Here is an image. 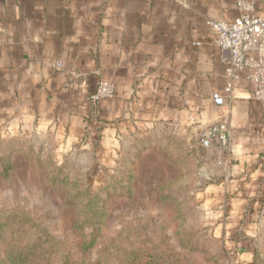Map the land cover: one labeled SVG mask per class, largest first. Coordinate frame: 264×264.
Returning <instances> with one entry per match:
<instances>
[{"label":"crops","instance_id":"0c3cea01","mask_svg":"<svg viewBox=\"0 0 264 264\" xmlns=\"http://www.w3.org/2000/svg\"><path fill=\"white\" fill-rule=\"evenodd\" d=\"M238 1L0 0V138L109 123L197 137L226 119V153L209 150L221 185L255 186L264 198V105L245 78L230 107L212 100L225 93L229 54L206 23L236 21ZM250 1L264 18V0ZM102 80L117 95L94 104ZM230 192L242 201L243 190Z\"/></svg>","mask_w":264,"mask_h":264},{"label":"rangeland","instance_id":"374dc122","mask_svg":"<svg viewBox=\"0 0 264 264\" xmlns=\"http://www.w3.org/2000/svg\"><path fill=\"white\" fill-rule=\"evenodd\" d=\"M110 125L0 138V264H264V198L200 134Z\"/></svg>","mask_w":264,"mask_h":264},{"label":"built area","instance_id":"2783aa9c","mask_svg":"<svg viewBox=\"0 0 264 264\" xmlns=\"http://www.w3.org/2000/svg\"><path fill=\"white\" fill-rule=\"evenodd\" d=\"M184 3L187 0H176ZM254 3L239 0L237 9L239 18L234 22L209 20L206 25L216 37V45L222 52L228 53L225 61V93H213L216 106L230 107L234 100L236 84L245 78L253 87L252 98L264 105V18L256 14ZM200 45V44H197ZM62 68L60 62L55 63ZM117 95L114 83L102 80L91 95L94 104L115 99ZM201 147H229V122L221 120L200 132Z\"/></svg>","mask_w":264,"mask_h":264},{"label":"trees","instance_id":"16d2710c","mask_svg":"<svg viewBox=\"0 0 264 264\" xmlns=\"http://www.w3.org/2000/svg\"><path fill=\"white\" fill-rule=\"evenodd\" d=\"M45 252H49L50 255L52 254L49 249H44V251L41 252V253L44 255ZM24 256H25V258L23 257V260H22L21 264H40L37 261H32L31 263H27V258L30 259V257L28 255H24ZM82 262L83 263H79V264H87V262H85V261H82ZM10 264H18V263H16L14 260H12ZM63 264H69V263L63 262ZM72 264H75V263H72ZM90 264H93V263H90ZM94 264H100V263L99 262H95Z\"/></svg>","mask_w":264,"mask_h":264}]
</instances>
